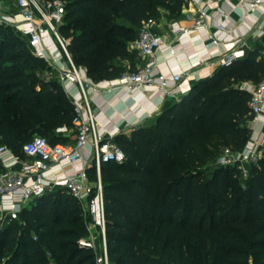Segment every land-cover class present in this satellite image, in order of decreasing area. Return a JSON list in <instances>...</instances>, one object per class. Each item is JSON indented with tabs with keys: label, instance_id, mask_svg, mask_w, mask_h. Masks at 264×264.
Wrapping results in <instances>:
<instances>
[{
	"label": "trees",
	"instance_id": "16d2710c",
	"mask_svg": "<svg viewBox=\"0 0 264 264\" xmlns=\"http://www.w3.org/2000/svg\"><path fill=\"white\" fill-rule=\"evenodd\" d=\"M63 2L58 28L70 38L72 60L93 81H101L119 77L126 70L125 60H132L129 69L134 70L133 59L139 54L128 43L143 23L160 16L181 17L187 0ZM25 43L18 31L0 23V141L20 156L32 131L50 143L75 137L70 131L72 100L58 78H37L45 60ZM262 50L264 46L255 44L129 133L114 136L125 159L103 163L100 173L109 264H264V155L250 165L248 196L233 203L229 189L236 169L215 168L206 177L198 169L195 144L219 135L227 136L234 149L246 144L251 95L239 85L264 80ZM7 90L13 91L8 98ZM7 101L16 102L22 116L10 117ZM63 127L70 133L60 130ZM87 173L92 181L97 179L93 166ZM243 202L248 207L240 215ZM20 219L0 225V250L10 252L0 257V264H99L98 251L78 243L89 234V217L65 187L33 198ZM212 231L219 235L214 243L219 253L205 261L203 234Z\"/></svg>",
	"mask_w": 264,
	"mask_h": 264
},
{
	"label": "built area",
	"instance_id": "2783aa9c",
	"mask_svg": "<svg viewBox=\"0 0 264 264\" xmlns=\"http://www.w3.org/2000/svg\"><path fill=\"white\" fill-rule=\"evenodd\" d=\"M13 1L15 10L6 17L8 25L26 39L35 56L55 68L62 86L67 82L76 86L77 93L72 95L75 115L73 128L70 130L75 133V137L71 142L50 143L43 136H34L23 144V156L15 154L7 145L0 144V161L3 166V171L0 172V223L20 219L21 210L33 198L52 188L65 187L79 201L83 214L89 217V234L78 241L79 245L98 251L99 264H109L101 165L110 161L122 162L125 153L113 140L114 134L99 130L91 95L100 94L105 88H124L129 92L139 88L145 91L159 89L165 96L175 95L184 92V73L174 72L170 78L156 73V54L164 46L166 39L155 31L156 19L150 18L140 28L133 47L145 61L136 64L134 70H125L117 78L93 81L84 68L74 64L68 48L70 39L63 37L59 31L65 12L63 0ZM249 3L250 9L254 10L264 0H249ZM205 14V8H200L198 17L194 19V28L206 26ZM172 29L178 35L189 31L188 27L175 22L172 23ZM212 42L217 44V37H213ZM241 55L242 53L228 49L219 57L220 65H230ZM239 86L251 95L249 107L252 117L248 119L249 126L250 121L257 120L262 125L255 137H250L242 148L234 150L226 147L218 157L221 165L238 161L255 162L264 150V117H260L264 111V80L257 83L244 81ZM60 130L67 131L65 127ZM86 150L89 151L87 154ZM75 163L80 165L74 167L71 173L60 175L57 172L63 165ZM90 166L95 168V181L87 173Z\"/></svg>",
	"mask_w": 264,
	"mask_h": 264
},
{
	"label": "crops",
	"instance_id": "0c3cea01",
	"mask_svg": "<svg viewBox=\"0 0 264 264\" xmlns=\"http://www.w3.org/2000/svg\"><path fill=\"white\" fill-rule=\"evenodd\" d=\"M202 7L206 12V26L194 28V19ZM173 22L188 27V33H174ZM155 31L166 39L156 54L155 71L168 78L174 72H183L184 92L165 96L159 89L145 91L139 88L129 92L124 88H105L100 94H92V105L97 113L100 131L116 135L123 129L138 125L167 106L169 97L179 98L195 83L209 77L220 66L219 57L228 49L243 55L255 44L264 46V3L251 10L249 0H187L182 7L181 17L170 20L163 16V19H156ZM213 37H217V44L212 42ZM63 88L72 100V95L77 93L76 86L67 82ZM260 117H264V111ZM245 124L250 129L249 138L255 137L262 125L258 120L250 121V126L248 120ZM88 152L86 150L85 154ZM79 165L65 164L57 172L60 175L69 174Z\"/></svg>",
	"mask_w": 264,
	"mask_h": 264
},
{
	"label": "rangeland",
	"instance_id": "374dc122",
	"mask_svg": "<svg viewBox=\"0 0 264 264\" xmlns=\"http://www.w3.org/2000/svg\"><path fill=\"white\" fill-rule=\"evenodd\" d=\"M15 10V4L13 0H0V23L4 26H8V22L6 20V17ZM165 10H161V14H163ZM160 19H163V16L159 17ZM138 33H136L134 39L128 43V45L133 48L135 40L138 37ZM70 39V38H69ZM27 46V44L25 43ZM28 47V46H27ZM264 51V50H262ZM133 61L137 64L141 63L143 59L139 56H136ZM132 62L131 59L125 60L124 64L126 66V70L129 69L130 63ZM46 66L39 72H37V78L41 81H48V80H57V72L55 68L50 65L48 62H46ZM13 93L12 90H7L5 92L6 98H8V95H11ZM174 99H178V96H172L169 97V101L171 102ZM16 102L14 101H7L5 104L9 106V113L10 117L12 116H17L20 117L22 116V110L19 106L15 104ZM63 131V130H62ZM123 131L130 132V128L123 129ZM65 132V131H64ZM67 133H70V131H67ZM40 135V132L35 131L31 132V134L28 135L29 138ZM73 136H71L72 138ZM2 141H0V144ZM197 150H198V156L201 159V164L198 167L199 170L203 171L204 175L206 177H210L214 171L215 168L219 167H233L236 170L234 171L233 178L231 180V185H230V195L232 197L233 203L237 201L238 199L248 196L250 185H249V172H250V165L253 162H236L234 164H229V165H221L218 163V157L220 154L223 152V150L226 147L232 148L231 145L229 144L228 138L225 135H219L216 137H204L195 142ZM234 149V148H232ZM237 150V149H234ZM264 155V150H262L260 157ZM257 161V160H256ZM3 169H0V172H2ZM245 199V198H244ZM231 205H227L224 207L223 210H226L228 207ZM248 207V204L246 202H243L241 204L240 208V215H243L244 210ZM81 209L83 211V208L81 206ZM87 217V216H85ZM21 223V219H19ZM198 221V220H196ZM1 225V223H0ZM24 225V224H22ZM208 225V221L205 222L204 228ZM219 237L218 233L216 231L212 232H204L203 234V250H202V258L206 261L209 260L212 256L217 255L219 252L214 246V243L216 239ZM226 246L229 247L230 244H226ZM10 252L8 250H0V257L9 254ZM248 259L250 261V255L248 256Z\"/></svg>",
	"mask_w": 264,
	"mask_h": 264
}]
</instances>
